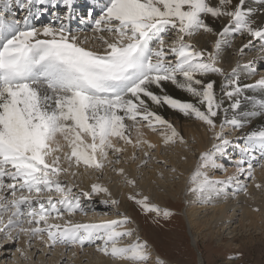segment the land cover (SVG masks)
<instances>
[{"label":"bare ground","instance_id":"1","mask_svg":"<svg viewBox=\"0 0 264 264\" xmlns=\"http://www.w3.org/2000/svg\"><path fill=\"white\" fill-rule=\"evenodd\" d=\"M86 6L93 11L92 17L85 13L81 19L78 18ZM19 9L26 11L21 19L12 18ZM53 10L58 14H52ZM1 14L7 17L2 18L6 24L4 28L0 21L3 44L0 48V141L17 148L24 144L29 146L28 149L33 148L36 156L41 153L43 157L45 149L66 145L76 146L77 150L79 147L84 154L93 151L92 147H119V142H122L120 145L132 144L134 149L138 145L158 149L163 143H168L169 136L179 135L186 139L195 137L197 148L202 151L210 145L211 131L223 132L231 128L234 131L237 128L243 138L253 140L251 147L264 146V77L251 69L252 66L264 65V0H0ZM94 14L100 16L99 19L96 20ZM47 22L51 25L49 27L62 26L68 34L53 29L46 30L47 33L34 30L37 26L47 25ZM73 29L90 31L93 35L91 38L77 37L72 34ZM48 38L52 46L46 44ZM169 39L171 41L167 42ZM115 45L116 50L113 48ZM165 45L168 47L164 48ZM139 57L145 62L138 60ZM170 60L177 61L176 66L186 71L177 73L170 69ZM197 64L203 69L197 70ZM70 65L76 68L66 74L65 80H60L62 76L58 77V71L68 69ZM24 71L31 72L30 76L23 81L18 80ZM159 126L164 127L161 129ZM41 146L43 149L40 151ZM91 151L90 156H94L95 152ZM205 162L208 164L210 161ZM173 165L177 172H181L182 182L166 193L176 198L178 190H184L187 166L178 164V161ZM83 173H80L81 177ZM157 174L154 172L144 179L140 184L141 193H148L156 202L165 203L167 196L162 193L164 191L160 192L162 186L156 182ZM93 182L83 181L87 192L93 189L102 196H111L123 209L130 210L128 197L133 191L130 182L127 188L121 189L120 195L113 192L117 184L112 186L109 184L111 181L105 183L107 188L103 183ZM254 186L249 188L250 196L242 198L243 204L228 198L224 200L225 197L223 203L215 204L209 217L214 218L217 224L211 230L220 231L219 225L230 229L235 211L242 209L239 229L231 228L228 234L245 240L252 231L263 229L258 236L264 238L261 225L264 198L259 197L264 191L261 193L262 190ZM204 195L201 200L205 204L211 193ZM192 201L195 203L197 199ZM228 208L233 213H229ZM187 220L190 228V216ZM59 239L64 242L65 238ZM72 241H75V250L69 252L77 258L78 264H82L83 256L89 258L90 264H142L125 241L112 249L115 253L112 257L104 254V249V252L94 248L84 250L81 239ZM145 247V251L152 254V262L161 258L154 243L147 242ZM122 248L124 251L121 253ZM59 252L56 262L68 257L62 256L64 249ZM96 258L102 260L96 262ZM203 260L198 252V264H204Z\"/></svg>","mask_w":264,"mask_h":264},{"label":"rangeland","instance_id":"2","mask_svg":"<svg viewBox=\"0 0 264 264\" xmlns=\"http://www.w3.org/2000/svg\"><path fill=\"white\" fill-rule=\"evenodd\" d=\"M88 7L86 6L85 11L82 15H78V18L81 19L85 13L89 12ZM25 12L19 9L12 18L21 19ZM7 13L9 14V12ZM54 13L53 10L52 14ZM63 14L61 13V15ZM8 17L11 18V16ZM93 17L97 20L100 16L94 14ZM47 19L49 20V17ZM46 24L37 26L34 30H42V32L45 30L44 32L47 33L46 30L53 29L61 34H68L62 26L60 28L49 27L51 25L48 22ZM72 34L75 36L84 35L87 38H91L93 35L90 31L75 29L72 30ZM170 41V39L167 40V42ZM46 44L52 46L49 38ZM76 45L81 46L79 43ZM166 47L168 46L165 45L164 48ZM113 48L116 50L117 46L115 45ZM192 48L195 47L192 46ZM164 52L173 53L169 50H164ZM138 60L142 59L139 57ZM169 62L172 64H169L170 69L175 72L186 71L176 66L178 65L177 61L170 60ZM220 63L218 62V64ZM192 64L195 63L192 61ZM75 68L74 65H70L68 69H61L58 71V77L62 76L60 80H65L66 74ZM263 68L264 65H256L251 69L256 75L264 77ZM196 69L202 70L203 68L197 64ZM227 95L230 94L227 92ZM159 127L162 129L164 126ZM165 131L170 134L168 130ZM238 132L237 128L234 131L232 128L223 132L221 130L211 131L209 134L210 148H204L202 151L197 148L198 143L195 137L190 136L189 139H186L171 134L172 137L169 136L168 143H163L158 148L159 151L155 146L142 148L143 146L138 145L134 149L132 144L120 145L122 142L118 143L119 147L105 146L102 147L103 149L92 147L93 151H90L95 152L94 156H97L98 159L101 157L99 160L90 156L92 155L90 151L84 154L82 149L78 147L77 150L73 145H66L63 148H48L47 151L45 149L43 157H41V153H38V156L35 155L36 152L33 148L28 149L29 146L25 142L23 143L28 147L23 144L17 148L0 141L1 146L5 145L2 146L3 150L0 148V264H78L75 261L77 258H74L70 253L71 249L75 250V241L72 239H75L76 242L81 239L83 242L81 247L84 250L94 248V250L103 251L104 249L106 250V252L103 251L104 254H108L109 257L115 256L112 249L119 247L120 243L125 241L124 243L134 250L132 254L138 255L136 260L142 264H198V252L204 259V264H264V238L258 236V233L263 229L257 232L252 231V234H248L250 233L248 232V237L246 236L245 240H241L239 237L233 238V234H228L239 227L242 209L240 211L238 208L239 210L235 211L236 217L234 216L232 221V230L228 226L221 225L218 228L220 231L211 230L217 221L209 216L213 213L215 204L223 203L224 197V200L228 198V200L243 204L242 198L245 195L244 199L247 198V195L250 196L249 190L251 189L249 188L251 186L256 185V187L254 186L256 189L258 186L257 190H262L261 193L264 191V183L261 182L264 179V172L261 170H264V146L251 147L250 144L253 140L243 138ZM41 149L43 146L40 147V151ZM100 150L102 155L99 154ZM58 152L60 153L56 154ZM98 154L101 156L99 157ZM230 154L232 155L227 158L226 156ZM208 160L210 162L206 164L205 161ZM78 161H80V165ZM176 161L178 164L187 166V172H184L186 180L183 181L185 183L183 192L179 189L177 197L171 198V196H167L166 191L174 190L176 184L182 182L179 174L181 172H177V167L173 165V162ZM156 165L160 168H157ZM124 166L125 169L127 167V172ZM129 171H132V174ZM154 172L159 173L156 182L162 186L160 192L164 191L162 193L167 196L165 203L156 202V199L150 197L148 193H141L143 189L140 184ZM80 173L89 177H83V175L81 177ZM75 175L76 177L78 175V179L74 177ZM87 180L94 181L96 184L103 183L102 185L111 181L110 185L117 184L116 187L114 186L113 192L119 193L118 195L121 194V189L127 188V183L130 182L133 189L128 197L130 210L123 209L111 196H102L101 193L94 192L93 189L92 191L90 189V193L87 192L83 187ZM106 184L105 188H107ZM208 192L211 193V196L204 204L201 198ZM263 194L262 197L259 196L261 199L264 198ZM248 198L254 201L252 197ZM193 199H197L196 204L192 201ZM228 211L233 213L231 208H228ZM189 216L190 228L187 220ZM221 220L223 221V219ZM206 223L211 224L208 226ZM262 223L261 225L264 227V220ZM130 229L134 231L131 232ZM192 236L197 241H194ZM251 236H253L252 242L249 241ZM59 237L65 238L64 242ZM86 238L89 242L87 244L84 243ZM25 239L27 242L24 241ZM92 239L94 240L92 241ZM147 242L156 245L158 248L156 250L161 254V258L151 261L152 254L145 251ZM23 246L25 248H22ZM61 248L67 254L64 253L62 256L68 257L66 259L62 257V260L56 262ZM55 250L57 251L55 252ZM120 251L122 253L124 248ZM82 254L83 252H81ZM88 259L83 256L82 264H90ZM96 259H98L96 262L102 260Z\"/></svg>","mask_w":264,"mask_h":264}]
</instances>
